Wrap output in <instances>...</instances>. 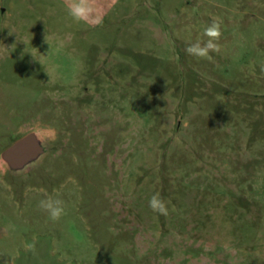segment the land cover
I'll use <instances>...</instances> for the list:
<instances>
[{"label": "rangeland", "instance_id": "1", "mask_svg": "<svg viewBox=\"0 0 264 264\" xmlns=\"http://www.w3.org/2000/svg\"><path fill=\"white\" fill-rule=\"evenodd\" d=\"M96 5L0 0V154L44 148L0 158V264H264V0ZM213 19L220 51L186 54Z\"/></svg>", "mask_w": 264, "mask_h": 264}, {"label": "clouds", "instance_id": "2", "mask_svg": "<svg viewBox=\"0 0 264 264\" xmlns=\"http://www.w3.org/2000/svg\"><path fill=\"white\" fill-rule=\"evenodd\" d=\"M66 11L72 20L77 23H88L89 21H92L97 25L102 23L96 0H67ZM204 35L208 38L205 42L201 43L200 41H197L196 43L189 44L185 48V52L197 59L211 61L213 57L210 53H218L220 51V46L217 43L222 35L220 23L213 19L212 23L205 28ZM36 50L38 51V49ZM30 53L35 58V55L32 52ZM38 206L43 211L47 212L49 218L53 221L59 220L64 214L63 201L55 198L51 194L45 193L44 198L39 201ZM148 207L154 213L159 215L167 217L169 214L167 203L161 197L159 192L154 193L150 197ZM36 239L37 238L34 236L32 243H26L24 245L26 251H35Z\"/></svg>", "mask_w": 264, "mask_h": 264}, {"label": "water", "instance_id": "3", "mask_svg": "<svg viewBox=\"0 0 264 264\" xmlns=\"http://www.w3.org/2000/svg\"><path fill=\"white\" fill-rule=\"evenodd\" d=\"M43 153L41 141L31 132L4 149L0 158L11 171L19 172L37 161Z\"/></svg>", "mask_w": 264, "mask_h": 264}, {"label": "flooded vegetation", "instance_id": "4", "mask_svg": "<svg viewBox=\"0 0 264 264\" xmlns=\"http://www.w3.org/2000/svg\"><path fill=\"white\" fill-rule=\"evenodd\" d=\"M1 155V154H0ZM8 170H9V172H11V173H14V171H11L9 168H8ZM17 173V172H16Z\"/></svg>", "mask_w": 264, "mask_h": 264}]
</instances>
